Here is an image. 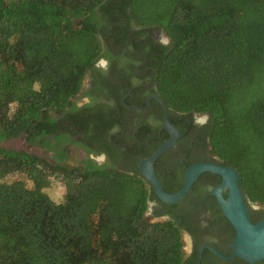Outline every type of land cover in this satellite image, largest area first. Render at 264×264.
Masks as SVG:
<instances>
[{
	"label": "trees",
	"instance_id": "1",
	"mask_svg": "<svg viewBox=\"0 0 264 264\" xmlns=\"http://www.w3.org/2000/svg\"><path fill=\"white\" fill-rule=\"evenodd\" d=\"M150 30L168 43L140 52ZM126 41L169 114L206 115L212 154L264 205V0H0V264H185L177 220H145L141 178L1 147L46 149L90 64Z\"/></svg>",
	"mask_w": 264,
	"mask_h": 264
},
{
	"label": "flooded vegetation",
	"instance_id": "2",
	"mask_svg": "<svg viewBox=\"0 0 264 264\" xmlns=\"http://www.w3.org/2000/svg\"><path fill=\"white\" fill-rule=\"evenodd\" d=\"M145 35L150 41L135 40L141 43L140 52H146L152 43H168L161 31L150 30ZM139 51L128 41L103 49L85 71L67 112L53 116V132L45 137L47 148H41L38 141L29 144L24 136L19 137L22 144L52 164L79 167L84 161H91L141 178L144 189L152 194L144 218L147 214L153 222L177 220L181 241L182 236L187 240V249L183 250L185 264H264V259L247 263L232 256L234 229L212 195L221 183L219 176L203 172L180 200L164 203L153 194L152 185L140 172L171 134L163 123V104L153 89L151 68ZM164 109L176 138L173 146L151 163L163 192L178 191L185 170L195 164L228 167L212 154L205 137L206 115L169 114ZM218 193L223 201L227 199V189L221 188ZM240 197L251 224L264 220V205L244 201L241 194Z\"/></svg>",
	"mask_w": 264,
	"mask_h": 264
},
{
	"label": "water",
	"instance_id": "3",
	"mask_svg": "<svg viewBox=\"0 0 264 264\" xmlns=\"http://www.w3.org/2000/svg\"><path fill=\"white\" fill-rule=\"evenodd\" d=\"M161 106L163 108V123L166 129L170 131L171 136L145 161V168L139 169L145 180L152 185L153 194L164 203H175L183 197L199 174L208 172L219 176L221 178V183L219 187L212 192V195L215 196L223 216L234 229L232 256H236L247 263H253L264 259V220L257 224H251L248 221L245 207L237 188V175L234 169L206 163L195 164L185 170L183 174V183L178 191L172 194H167L162 191L153 175L151 163L160 153L173 146L176 133L173 128L167 124L165 109L163 105ZM134 109L141 110L142 108ZM221 188H225L228 191V197L225 201L221 199L218 193Z\"/></svg>",
	"mask_w": 264,
	"mask_h": 264
},
{
	"label": "rangeland",
	"instance_id": "4",
	"mask_svg": "<svg viewBox=\"0 0 264 264\" xmlns=\"http://www.w3.org/2000/svg\"><path fill=\"white\" fill-rule=\"evenodd\" d=\"M22 139H12L1 143V147L7 150H14V151H24L30 154H33L35 152L34 150H27L26 147L22 144ZM28 185V183H27ZM46 194L49 196V198L53 201L58 203L61 200V195L63 193V187L57 182V181H51L50 186L45 189ZM145 218L147 221L153 222L154 220H151L147 218V214H145ZM183 241V250L187 249V240L185 236H182Z\"/></svg>",
	"mask_w": 264,
	"mask_h": 264
}]
</instances>
